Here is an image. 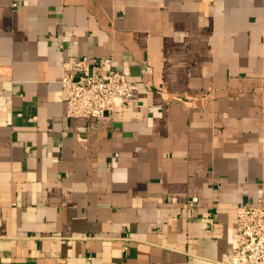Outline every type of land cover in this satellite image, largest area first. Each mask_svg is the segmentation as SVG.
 <instances>
[{
	"label": "crops",
	"instance_id": "crops-1",
	"mask_svg": "<svg viewBox=\"0 0 264 264\" xmlns=\"http://www.w3.org/2000/svg\"><path fill=\"white\" fill-rule=\"evenodd\" d=\"M83 55L136 102L67 116ZM263 200L264 0H0V264H228Z\"/></svg>",
	"mask_w": 264,
	"mask_h": 264
},
{
	"label": "built area",
	"instance_id": "built-area-1",
	"mask_svg": "<svg viewBox=\"0 0 264 264\" xmlns=\"http://www.w3.org/2000/svg\"><path fill=\"white\" fill-rule=\"evenodd\" d=\"M59 83L65 92L69 117L111 115L116 108L133 104L138 98V85L113 67L109 56L83 55L62 61ZM197 202V197L192 196L180 207L193 208ZM234 211L235 246L228 264H264V200L256 206L242 202Z\"/></svg>",
	"mask_w": 264,
	"mask_h": 264
}]
</instances>
